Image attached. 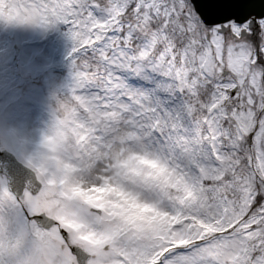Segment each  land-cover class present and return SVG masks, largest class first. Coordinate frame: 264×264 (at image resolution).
I'll list each match as a JSON object with an SVG mask.
<instances>
[{
    "label": "snow or ice",
    "instance_id": "snow-or-ice-1",
    "mask_svg": "<svg viewBox=\"0 0 264 264\" xmlns=\"http://www.w3.org/2000/svg\"><path fill=\"white\" fill-rule=\"evenodd\" d=\"M0 21L75 42L43 150L0 146V264H264V0H0Z\"/></svg>",
    "mask_w": 264,
    "mask_h": 264
},
{
    "label": "rangeland",
    "instance_id": "rangeland-1",
    "mask_svg": "<svg viewBox=\"0 0 264 264\" xmlns=\"http://www.w3.org/2000/svg\"><path fill=\"white\" fill-rule=\"evenodd\" d=\"M74 44L63 25L0 21L1 146L12 148L18 156L43 150L41 142L51 132L57 98L69 91ZM117 200L125 197L117 195ZM140 210L161 228L180 223L167 212Z\"/></svg>",
    "mask_w": 264,
    "mask_h": 264
},
{
    "label": "water",
    "instance_id": "water-1",
    "mask_svg": "<svg viewBox=\"0 0 264 264\" xmlns=\"http://www.w3.org/2000/svg\"><path fill=\"white\" fill-rule=\"evenodd\" d=\"M0 143H1V141H0ZM0 155H3V154H0ZM6 159H12V157L9 156V157H6ZM14 163H15V161H14ZM15 166H16V168L20 169V164L16 163ZM21 171L23 172V169H21ZM11 188L13 191H15V190H17L18 186L15 183H12Z\"/></svg>",
    "mask_w": 264,
    "mask_h": 264
}]
</instances>
